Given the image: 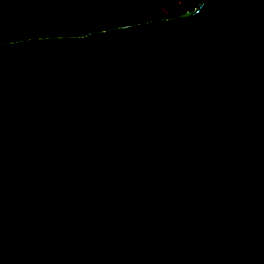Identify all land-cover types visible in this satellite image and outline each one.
I'll return each mask as SVG.
<instances>
[{
  "label": "water",
  "instance_id": "obj_1",
  "mask_svg": "<svg viewBox=\"0 0 264 264\" xmlns=\"http://www.w3.org/2000/svg\"><path fill=\"white\" fill-rule=\"evenodd\" d=\"M0 264H264V0L0 45Z\"/></svg>",
  "mask_w": 264,
  "mask_h": 264
},
{
  "label": "trees",
  "instance_id": "obj_2",
  "mask_svg": "<svg viewBox=\"0 0 264 264\" xmlns=\"http://www.w3.org/2000/svg\"><path fill=\"white\" fill-rule=\"evenodd\" d=\"M152 7L163 5L165 15L141 18H106L134 8L139 0H0V45L49 37H84L93 32L174 18L197 9L205 0H140ZM145 5V4H142ZM101 10L98 22L94 12Z\"/></svg>",
  "mask_w": 264,
  "mask_h": 264
},
{
  "label": "rangeland",
  "instance_id": "obj_3",
  "mask_svg": "<svg viewBox=\"0 0 264 264\" xmlns=\"http://www.w3.org/2000/svg\"><path fill=\"white\" fill-rule=\"evenodd\" d=\"M145 4V5H142ZM163 5H157L152 7L151 5H147L145 2H142L139 0V2L137 3V5L132 9H130L127 13L126 11L121 10L118 12H112L111 14L105 15L106 17L103 16L104 19L106 18H115V19H119V18H126V16H128L127 18H141V17H145V16H152L153 14L156 15L158 11H162L163 14L167 15L169 13H171V11H167L164 10L163 11ZM165 9V8H164ZM102 13L101 10H98L96 12H94V20L96 22H98V15H100ZM138 24V23H137Z\"/></svg>",
  "mask_w": 264,
  "mask_h": 264
}]
</instances>
